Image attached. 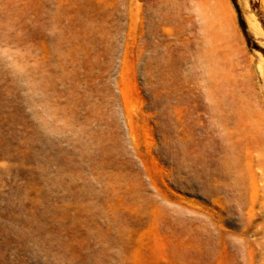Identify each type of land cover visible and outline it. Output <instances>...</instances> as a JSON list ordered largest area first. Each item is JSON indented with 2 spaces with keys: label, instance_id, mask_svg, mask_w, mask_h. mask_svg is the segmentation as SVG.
<instances>
[{
  "label": "rangeland",
  "instance_id": "1",
  "mask_svg": "<svg viewBox=\"0 0 264 264\" xmlns=\"http://www.w3.org/2000/svg\"><path fill=\"white\" fill-rule=\"evenodd\" d=\"M256 52L230 0H0V264H264Z\"/></svg>",
  "mask_w": 264,
  "mask_h": 264
},
{
  "label": "bare ground",
  "instance_id": "2",
  "mask_svg": "<svg viewBox=\"0 0 264 264\" xmlns=\"http://www.w3.org/2000/svg\"><path fill=\"white\" fill-rule=\"evenodd\" d=\"M238 1V4L240 5V7L242 8V11L243 12V18H244V21L246 23V26H247V30L254 36L256 37H260L261 35H263V30L259 24V22L256 20L253 12H247L248 10V3H247V0H237ZM259 56V60L261 62V64L264 65V58L262 57V55L259 53V52H256ZM260 64V66H262Z\"/></svg>",
  "mask_w": 264,
  "mask_h": 264
},
{
  "label": "trees",
  "instance_id": "3",
  "mask_svg": "<svg viewBox=\"0 0 264 264\" xmlns=\"http://www.w3.org/2000/svg\"><path fill=\"white\" fill-rule=\"evenodd\" d=\"M231 2V5H232V8L235 12V15H236V20H237V24H238V27H239V30L245 40V43L247 45L248 48H251V49H254V50H257L258 52H260L264 58V50L261 49L260 47H257L255 45V43L252 41V39L248 36L247 34V31H246V25H245V22L242 18V15H241V12H240V9L236 3V0H230ZM262 22V21H261ZM263 25V23H262Z\"/></svg>",
  "mask_w": 264,
  "mask_h": 264
}]
</instances>
